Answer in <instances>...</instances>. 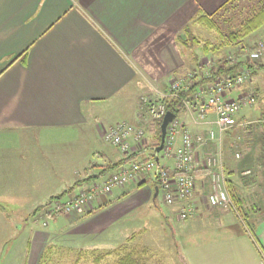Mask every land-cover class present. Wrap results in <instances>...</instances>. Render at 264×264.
<instances>
[{"label": "crops", "instance_id": "obj_1", "mask_svg": "<svg viewBox=\"0 0 264 264\" xmlns=\"http://www.w3.org/2000/svg\"><path fill=\"white\" fill-rule=\"evenodd\" d=\"M224 1L0 0V264H55L68 251L94 245L86 238L54 236L64 226L57 220L68 217L65 214L48 216L53 220L50 229L37 227L27 217L45 219L53 196L73 186L62 197L65 201L115 170L96 177L105 165L126 157L110 143L114 153L104 149L103 131L123 120L146 125L147 115L140 117V90L163 80L165 89L180 68L190 72L199 64L196 52L191 51L188 59L181 57L179 39L198 13H211ZM118 111L126 119L113 122ZM255 115L253 108H243L239 125L225 133L223 143L216 139L198 147L197 213L179 220L177 206L167 205L182 222L177 235L184 264H264V205L258 206L261 193L249 186H261L258 173L264 172L260 157L264 141L255 138L261 136V128H252L251 133L245 128L259 122ZM179 117L194 133L207 137L208 120L214 114L202 117L185 111ZM149 122L154 129L146 130V145L130 154L151 153L146 148L155 145L156 125ZM248 131L256 139L251 158L258 164L257 171L239 169L247 148L240 149V157L233 154L239 151L233 146ZM233 133L236 137L230 140ZM218 150L226 189L230 183L242 194L240 206L234 209L207 202L212 172L201 160ZM159 159L174 170L172 159ZM157 186L154 175H141L96 199L93 208L110 206L113 196L119 200L117 205L124 203L121 208H131L134 191L142 194V200L156 202L162 193ZM9 224L15 233L5 232L11 230ZM43 225L48 226V221Z\"/></svg>", "mask_w": 264, "mask_h": 264}, {"label": "built area", "instance_id": "obj_2", "mask_svg": "<svg viewBox=\"0 0 264 264\" xmlns=\"http://www.w3.org/2000/svg\"><path fill=\"white\" fill-rule=\"evenodd\" d=\"M263 50L264 41L259 43L252 55L258 56ZM227 59L234 61L235 57L230 56ZM214 65L215 61L207 60L205 64L200 65L197 73L190 71L172 80L165 91L156 90L155 97H145L140 117L149 114L152 121L162 118L167 112L166 104L162 99L177 97L180 92L190 90L199 72L210 79ZM249 81L250 70L242 67L237 73L225 74L200 85L191 97L185 100L188 113L205 117L212 112L214 118L208 120L211 127L207 137L194 133L180 117H175L168 124L161 157L174 161V172H170L157 155L142 160H131L120 165L102 180L94 181L88 187L81 189L73 198L52 202L50 212L70 215L86 208L92 209L96 199L109 195L115 187L123 186L141 175L152 174L157 178L165 203L169 206H177V218L186 220L194 216L198 211V205L194 201L196 189L194 163L197 149L210 140L218 139L222 133L236 126L240 111L256 103L254 92L244 90L238 92V89ZM232 92L237 94L232 95ZM102 138L128 156L132 151L141 150L146 145V129L143 125L123 120L105 129ZM221 155V150L205 155L201 163L212 172L213 186L207 195L208 204L227 209L232 206L233 201L225 187ZM239 156L240 154H237V157ZM216 165H219L218 168L213 169Z\"/></svg>", "mask_w": 264, "mask_h": 264}, {"label": "rangeland", "instance_id": "obj_3", "mask_svg": "<svg viewBox=\"0 0 264 264\" xmlns=\"http://www.w3.org/2000/svg\"><path fill=\"white\" fill-rule=\"evenodd\" d=\"M201 14H206V13H198L197 17ZM197 17L191 19L188 22V26L191 27L192 31H194L193 33H195V35H197L202 40H209L216 44L221 42V39L219 38L218 33L216 31L209 30L203 25L195 23ZM181 30H185V28H181ZM186 35L185 37H187ZM263 41H264V26L245 38L244 43L246 45V50L244 51V54L241 57L244 58L247 55L253 59L264 62V50L261 51L258 56L252 55V53L256 51L259 43ZM183 43H182L181 57L184 59L185 58L188 59L189 57H191L192 54L191 51L193 53L199 52L200 53L198 57L199 65L205 64L207 60H213L216 62L219 59L218 57H221L223 55L227 56V58L230 56L236 57V54L234 53L236 47L234 46L223 47L220 49L218 53L210 52L205 55L203 54L202 49L199 45L194 46V44L196 43L193 42L192 40L190 41L188 46H186V44ZM151 60H150L151 63L154 62L153 59ZM183 68H180L178 70L180 74L177 75L175 74L174 75L175 77L172 78V80H174L177 77H182L189 72V71L183 72L184 70ZM250 81L247 83V85H245V87L247 88V91L254 92L255 91L254 84L252 85V82ZM255 81L258 84H260L262 90L259 94V97H257L255 105L245 107L244 110L245 109L252 110L253 108L254 110H256L255 116H257V119H259L263 115L262 112L264 107V78L262 76L261 77L257 76ZM165 83H166L165 80H163V83L155 84L154 82L148 86L146 85L145 87H143V89L140 90L141 92L139 95L140 112L143 110L142 107H144L143 99L145 97H151V98L155 97L156 90L165 91L168 88V87H166L165 89L163 88ZM147 117L149 118V120H146V125H144V128H146V130H150L152 124L149 121H152V119L149 117V114L147 115ZM122 118L126 119L125 113H123L122 111H118L115 114V116L111 118V120L113 122H117L119 120H123ZM151 129H154V127ZM225 133L224 135L222 133L221 137L217 139L218 142L223 143L222 142L223 137L224 136L226 137L227 135V134L225 135ZM230 136L231 137H229V139L231 140L236 137V134L233 133L230 134ZM104 149L108 153H114L115 150V148H113V146H111L107 142H105L104 144ZM233 154L235 155L236 153L233 152ZM161 156H162V150L160 151V157ZM165 161L166 160H163L162 162ZM258 175L261 186L260 187L257 186L256 183H253L249 186L250 187L252 186L253 189H256L259 193H261L259 194L260 202L258 203V206H263L264 205V172L259 171ZM136 192L134 191L135 199L133 200V202L134 201L135 202L133 203V206L136 203V200H139V203L137 202L138 205L133 209H131L133 206L130 208V205L129 206L126 205V207H124L125 206L124 205L121 208V206L124 203L117 205L119 203V200H117L116 196H113L112 197L113 203L110 206L108 205L107 207H102L100 209L98 208L99 209L98 211L95 208L92 209L86 208L79 212L71 213L70 215H67L68 216L66 217L67 219L64 216H62V218L60 217V219L57 221L60 224L62 223L64 226L63 227L60 226L59 229L56 231L57 232L56 235L54 236L70 238L75 241L77 239L86 238L85 242L88 243L94 242L93 243L94 245H92L93 247L89 245H85L84 248L78 249L79 252L74 250L68 251L67 255L62 256L59 259V261L56 262L55 264H94L93 259L96 254L111 251L121 246L129 247L132 245H136L140 249L143 248L142 246L148 247L149 257L147 259V264H184L179 254V246H178L179 237L177 235L178 232L177 227L178 225L182 224V222H179L175 218V216L170 212L167 204L163 199L162 193H159L156 198V202H153L151 200H145V201L142 200L143 199L142 194ZM106 204L107 203L105 202L103 203V205ZM121 211H123V213ZM27 218H29L30 222H35V225L39 228L50 229L53 225V220L48 216H46V218L43 220H36L35 217L29 215ZM111 218L112 219L114 218V220L111 221L112 223L110 222ZM45 220L48 221L49 223L48 226L43 225V222ZM109 223H111V225L105 226V224H109ZM9 227L11 228V224L8 225V228ZM5 232L15 233V231L12 228L11 230L8 229ZM83 249L84 252H81ZM145 255L146 254H144V256ZM116 259H117L116 255H110V256L108 255L102 259L100 264H115L114 262L116 261Z\"/></svg>", "mask_w": 264, "mask_h": 264}, {"label": "trees", "instance_id": "obj_4", "mask_svg": "<svg viewBox=\"0 0 264 264\" xmlns=\"http://www.w3.org/2000/svg\"><path fill=\"white\" fill-rule=\"evenodd\" d=\"M195 23L203 25L209 30L216 31L218 33L219 38L221 39V42L216 44L209 40H202L197 35H195V33H193L191 28L188 26L186 27L187 37L181 38L182 42H184L186 46H188L190 41L192 40L193 42L196 43L194 44V46L199 45L202 49L203 54L205 55L210 52L218 53L220 49L223 47L234 46L236 47V50L234 51V53L236 54V57L234 61L228 60L227 56H224V55L221 57H218L219 59L215 62L216 64L212 67V70H211L212 76L210 79L205 78L199 72V74H196V78L194 82L192 83V87L190 88V90L180 92L177 97L163 98L162 100L165 102L167 110L174 112L176 114V117L181 116L186 111V107L184 104L185 100L190 98L192 93L200 85L205 84L207 81L214 79L216 77L225 75V74L237 73L242 67H247L250 70V77H251L250 82H252V85L254 84V89H255L254 93L256 96V100H257V97H259V94L262 88L260 84H258L255 80L257 76L258 77L262 76L264 78V62L253 59L247 55L244 58L241 56L244 54V51L246 50V45L244 43L245 38L264 26V0H225L213 12L208 13V14L199 15L197 19L195 20ZM199 54H200L199 52L195 53L197 57V62H198ZM199 68H200V65L197 64L196 67L191 71L196 72L197 70H200ZM245 85H247V83ZM263 111H264V107H263ZM162 119L163 117L158 120H155L156 130L154 131V135H153L155 145H158L161 139ZM238 124H239V121H238ZM255 127L261 128V132H262L261 136L259 137L255 136L257 140L254 139L253 136L250 135L248 131L247 132L248 134H246L244 138L242 137L240 139V144L233 146V150H236V149L240 150L243 148H247V153L244 156V158L242 157L240 158L242 161V165L240 166L239 169H247L248 167H251L252 171H257L258 169V164L254 163L251 158L252 153H253L251 144L255 140L259 141L258 139H260V141L262 140V142L264 141V113L262 117L259 119L258 123L256 124L252 123L246 126L245 128L246 129L249 128L250 133H251V129ZM146 149L151 152L149 155L140 157L138 152L129 154L128 156L124 157L120 161L105 165L103 169L101 170V174L97 175L96 177L100 178L101 175H105L108 172L114 169H117L120 165L128 161L142 160V159L156 156L154 147L147 145ZM240 153H241L240 151L236 152V154H240ZM260 157L264 163V151L262 152ZM217 166L219 165H216L213 169H217L218 168ZM168 170L170 172H174V170L171 171L169 168ZM224 183H227L226 179ZM72 189H73V186L67 189L66 191H63L62 193L52 197V199L48 203L49 209L47 212L48 213L47 216L52 217L58 214H65L62 212H50L51 203L57 200L63 201L62 197L68 194V192H70V190ZM227 191H228L230 198L233 201L232 206L228 207L227 209H234L236 205H238L239 207L240 202L243 198H242V194L239 192L237 187L233 184L228 183ZM42 208H43L42 206L38 207L35 212L37 213ZM142 247L143 248L140 249L136 245H132L129 247L121 246L111 251H107L104 253H98L94 256V259H93L94 264H100L102 259L108 255L117 256V259L114 262L115 264H147V259L149 257L148 256L149 249L146 246H142ZM144 254L146 255L144 256Z\"/></svg>", "mask_w": 264, "mask_h": 264}, {"label": "water", "instance_id": "obj_5", "mask_svg": "<svg viewBox=\"0 0 264 264\" xmlns=\"http://www.w3.org/2000/svg\"><path fill=\"white\" fill-rule=\"evenodd\" d=\"M176 114L172 111H167L166 114L164 115L162 122H161V139L158 145L154 146V150L156 152V155H158L159 151L163 148L164 141H165V136L167 133V126L169 122H171L175 118ZM158 186L156 187V190L158 192ZM157 194V193H155Z\"/></svg>", "mask_w": 264, "mask_h": 264}]
</instances>
